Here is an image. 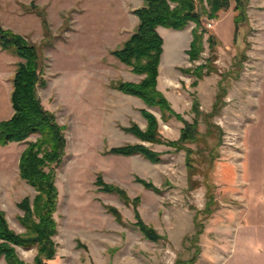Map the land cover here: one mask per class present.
<instances>
[{
  "label": "rangeland",
  "instance_id": "rangeland-1",
  "mask_svg": "<svg viewBox=\"0 0 264 264\" xmlns=\"http://www.w3.org/2000/svg\"><path fill=\"white\" fill-rule=\"evenodd\" d=\"M32 2L46 11L48 44L41 16L27 10ZM142 2L0 0V25L42 48L47 84L39 96L66 126L65 155L55 167L56 254L48 264H257L258 253H264V0H249L247 19L239 27L235 0L218 18H204V49L196 62L187 54L194 23L183 30L158 27L164 52L157 87L182 116L167 120L159 107L113 87L144 77L112 54L137 26L133 10ZM20 60L0 48V120L13 113L12 76ZM201 64H207L201 78L182 70ZM142 109L155 114L165 143L142 141L123 129L133 123L146 128ZM184 120L198 123V139L166 143L179 140ZM38 136L0 145V208L20 233L25 228L18 203L33 198L36 190L20 177L19 158ZM129 143L161 153V161L105 153ZM99 172L131 199L140 197L137 210L162 236L159 241L134 227L132 203L99 191ZM136 177L152 181L162 193ZM107 205L121 212L123 223ZM17 251L27 262L37 253L36 248ZM0 264H7L3 257Z\"/></svg>",
  "mask_w": 264,
  "mask_h": 264
},
{
  "label": "trees",
  "instance_id": "trees-1",
  "mask_svg": "<svg viewBox=\"0 0 264 264\" xmlns=\"http://www.w3.org/2000/svg\"><path fill=\"white\" fill-rule=\"evenodd\" d=\"M235 1L238 14L234 21L236 27H239L240 23L247 19L246 10L249 0ZM230 6L231 0H143L141 6L133 10L138 18L137 26L122 45L112 50V54L130 66L133 73L143 74L144 77L139 82L120 80L115 82L113 87L123 93L139 97L149 107H159L162 117L166 120L172 115L182 119V116L174 111L170 101L157 87L159 66L164 52V38L159 33L158 27L183 30L190 23H194L187 54L191 62H196L204 49L203 38L207 32L203 27L204 18H218L219 12L228 10ZM27 10L41 16L45 44L50 43L52 33L44 8L32 2ZM208 41L213 46L216 43L215 35L211 34ZM0 48L21 59L12 76L10 101L13 113L9 118L0 120V145L23 142L30 135L39 134L35 141L27 142L19 158L20 177L36 190L33 198L26 196L18 203L19 208L23 210V215L19 217V220L25 231L20 233L13 230L4 211L0 208V258L3 257L7 264H48V261L56 254L55 212L59 193L55 184V167L62 163L65 155L66 126L59 123L55 113L44 106L39 96V88L47 84L44 78L45 59L42 48L27 36L1 25ZM205 67L207 64L182 68V70L197 73L198 78H201ZM193 83L195 85L197 81ZM194 106L197 107V102H194ZM214 106L217 107V104ZM142 114L147 120L144 130L137 123L123 127V129L142 141L163 143V138L159 136V121L155 114L146 109H142ZM184 122L179 140H169L166 143L178 146L179 143L198 139V123L185 120ZM105 153L124 156L139 154L155 163L161 161V153L142 143L113 146ZM191 153L192 150L189 149L188 165L190 166L192 165ZM136 180L145 187L162 193V190L152 181L140 177H136ZM95 185L99 191L116 193L125 202L134 205V227L148 239L159 241L162 238L153 226L148 225L142 219L137 210L140 203L139 196L131 199L120 185L105 181L101 172L97 174ZM105 207L109 213L114 215L117 222L123 223L122 214L116 207L111 205ZM17 247L36 248L37 253L33 261L27 262L22 259Z\"/></svg>",
  "mask_w": 264,
  "mask_h": 264
},
{
  "label": "crops",
  "instance_id": "crops-1",
  "mask_svg": "<svg viewBox=\"0 0 264 264\" xmlns=\"http://www.w3.org/2000/svg\"><path fill=\"white\" fill-rule=\"evenodd\" d=\"M264 260V253H258V256L256 257L255 261L257 262V264H262V261Z\"/></svg>",
  "mask_w": 264,
  "mask_h": 264
}]
</instances>
